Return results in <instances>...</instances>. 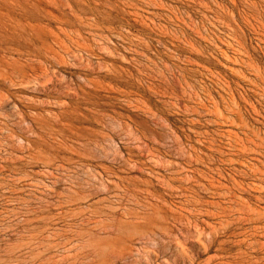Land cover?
<instances>
[{"label": "rangeland", "instance_id": "rangeland-1", "mask_svg": "<svg viewBox=\"0 0 264 264\" xmlns=\"http://www.w3.org/2000/svg\"><path fill=\"white\" fill-rule=\"evenodd\" d=\"M0 264H264V0H0Z\"/></svg>", "mask_w": 264, "mask_h": 264}, {"label": "bare ground", "instance_id": "bare-ground-1", "mask_svg": "<svg viewBox=\"0 0 264 264\" xmlns=\"http://www.w3.org/2000/svg\"><path fill=\"white\" fill-rule=\"evenodd\" d=\"M63 30V29H62ZM20 156V155H19Z\"/></svg>", "mask_w": 264, "mask_h": 264}]
</instances>
